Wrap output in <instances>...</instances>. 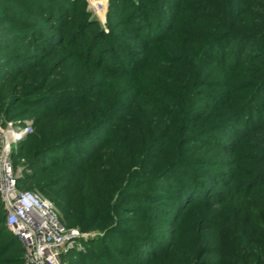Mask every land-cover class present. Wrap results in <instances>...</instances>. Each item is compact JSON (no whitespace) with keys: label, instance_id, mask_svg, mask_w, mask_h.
Listing matches in <instances>:
<instances>
[{"label":"rangeland","instance_id":"374dc122","mask_svg":"<svg viewBox=\"0 0 264 264\" xmlns=\"http://www.w3.org/2000/svg\"><path fill=\"white\" fill-rule=\"evenodd\" d=\"M7 122L18 186L77 208L50 199L79 231L65 264H209L232 200L264 190V0H0ZM12 236L0 264H29Z\"/></svg>","mask_w":264,"mask_h":264},{"label":"built area","instance_id":"2783aa9c","mask_svg":"<svg viewBox=\"0 0 264 264\" xmlns=\"http://www.w3.org/2000/svg\"><path fill=\"white\" fill-rule=\"evenodd\" d=\"M16 136L11 122L0 124V196L6 225L20 240L29 264H62L63 250L79 231L63 222L50 199L18 186L11 156Z\"/></svg>","mask_w":264,"mask_h":264},{"label":"trees","instance_id":"16d2710c","mask_svg":"<svg viewBox=\"0 0 264 264\" xmlns=\"http://www.w3.org/2000/svg\"><path fill=\"white\" fill-rule=\"evenodd\" d=\"M97 126H95L94 123L85 130L92 133ZM82 134L83 132L81 131H74L68 134L67 137L73 139ZM85 134L87 135V132ZM85 134H83V136ZM55 142L56 141H52L44 145L42 151L54 145ZM39 189L42 188L39 187ZM47 194L50 196V199L53 198V202L64 214V217H72L74 212L77 211V208H74L70 198L63 199L57 195L52 196L49 193ZM191 196L187 195L184 199L191 200ZM2 208L6 215L3 204ZM100 209L104 211L106 207H100ZM5 215L3 219H0V222L3 223L4 227L8 228ZM81 225V228H84L85 224L83 223ZM112 236L118 239L120 238L124 245L129 243L127 242L129 241V236L123 234L114 225L107 227L106 233L100 238L104 240ZM137 238L142 244H151L149 236L139 235ZM12 240L14 246L23 251V246L16 235L13 234ZM111 250H113V248H111ZM125 250L126 247L120 249V253H123ZM211 253L213 256L209 264H264V190H251L248 193H241L232 200L229 210L222 216L217 225L214 243L211 246ZM61 260L62 264H65L62 255ZM92 261V264H104L99 260ZM115 261L119 262L120 259H115ZM115 261L113 264H115Z\"/></svg>","mask_w":264,"mask_h":264}]
</instances>
